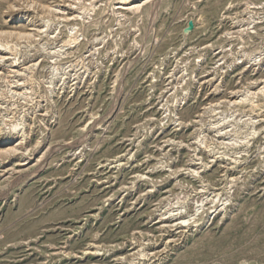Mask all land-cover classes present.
Wrapping results in <instances>:
<instances>
[{
    "label": "rangeland",
    "instance_id": "1",
    "mask_svg": "<svg viewBox=\"0 0 264 264\" xmlns=\"http://www.w3.org/2000/svg\"><path fill=\"white\" fill-rule=\"evenodd\" d=\"M120 6L0 0V264H264V0Z\"/></svg>",
    "mask_w": 264,
    "mask_h": 264
},
{
    "label": "bare ground",
    "instance_id": "2",
    "mask_svg": "<svg viewBox=\"0 0 264 264\" xmlns=\"http://www.w3.org/2000/svg\"><path fill=\"white\" fill-rule=\"evenodd\" d=\"M153 0H117V4H119V5H121L123 8V10L125 11V13L126 12H137L138 10H140L142 7H143V5H145V4H148V3H151ZM35 3V2H34ZM59 5V4H58ZM56 6V5H55ZM120 6V7H121ZM36 7V6H35ZM50 9H51V7H50ZM55 10H56V8H55ZM122 12V11H121ZM123 14H124V12H122ZM122 14V15H123ZM116 15V14H115ZM121 15V16H122ZM125 16V15H124ZM64 18V17H63ZM14 27H20V24H16V26H14ZM17 28H14L13 30H6V31H0V34H5V35H9V36H16V37H18V38H28V37H30V35H33V34H31V33H29V32H25V31H23V30H21V29H17ZM43 28V27H42ZM42 30V29H41ZM33 33V32H32ZM71 37V36H70ZM77 37V36H76ZM73 38V37H72ZM72 38H69L68 37V39H66L65 41H64V43H63V46H69V45H71V44H73V42L74 41H76V38H75V40L74 39H72ZM77 42V41H76ZM91 42V41H90ZM75 43V42H74ZM92 44V43H91ZM9 47V46H8ZM8 49H7V47H5V46H3L1 49H0V51L3 53V55L4 54H7L8 52H6ZM5 52V53H4ZM1 53V54H2ZM50 55V54H49ZM67 55V54H66ZM250 55V54H249ZM59 57V56H58ZM3 58H5V57H3ZM28 68H29V66H28ZM65 68V67H64ZM78 68V67H77ZM80 68V67H79ZM16 69V68H15ZM62 70V69H61ZM65 70V69H64ZM65 74V73H64ZM63 76V75H62ZM206 79V78H205ZM22 84V83H21ZM64 85V84H63ZM17 93V92H16ZM244 100V99H243ZM232 102V101H231ZM252 108H259V106H260V104L259 103H255V102H253L252 103ZM19 124V123H18ZM13 125V130L11 131V133H9V134H12V136L13 137H15V136H17V140H23V134L21 133V129L19 128V125ZM34 125V124H33ZM2 130V129H1ZM27 134V133H26ZM8 138L9 137H7L6 139L8 140ZM4 150V149H3ZM2 150V151H3ZM19 150V148H18V146L16 145V146H13V147H10V148H7V149H5L4 150V152L5 153H7V152H14L15 153V151H18ZM28 150V149H27ZM1 153V152H0ZM212 159V158H211ZM201 201V200H200ZM205 202V201H204ZM218 205H216V207H217ZM166 207V206H165ZM200 207V206H199ZM210 212H215L214 211V208L210 211ZM184 218V217H183ZM181 220H183V219H181ZM180 220V221H181ZM189 220V219H188ZM187 219H185V220H183V221H181L183 224L184 223H186L187 221H188ZM182 224V225H183ZM185 226V225H184Z\"/></svg>",
    "mask_w": 264,
    "mask_h": 264
}]
</instances>
